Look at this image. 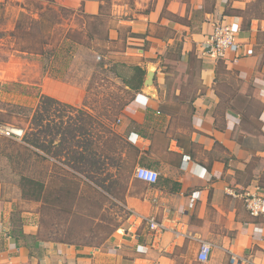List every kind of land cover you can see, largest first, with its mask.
<instances>
[{
    "label": "crops",
    "instance_id": "obj_1",
    "mask_svg": "<svg viewBox=\"0 0 264 264\" xmlns=\"http://www.w3.org/2000/svg\"><path fill=\"white\" fill-rule=\"evenodd\" d=\"M100 1L80 3L88 14H98ZM255 1L137 0L145 10L131 9L128 17H122L127 15L125 5L115 3L117 29L110 30V40L117 42L123 27L131 33L125 39L127 50L119 52L116 61L142 66L144 81L148 70L155 71L153 84L143 83L117 128L140 149L130 186L137 180L149 190L142 198H127L140 216L128 231L91 247L43 240L35 213L4 202L0 264H202L197 258L201 241L213 245L205 264H233L232 254L244 264H264V219L250 216L240 196L244 190L264 189V167L255 166L264 162V70L258 68L260 57L254 53L264 17L252 18L250 28H245L241 16L224 14L227 6L243 10ZM218 21L235 22L243 44L223 60V70L202 49ZM176 44L181 51L173 57ZM229 77L237 85L226 89L223 79ZM79 90L81 95L53 90L50 96L85 108L86 85ZM251 97L263 105L260 131L246 127L239 110ZM149 152L155 156L149 167L160 172L159 189V181L148 184L134 176ZM151 217L164 229H150L145 219Z\"/></svg>",
    "mask_w": 264,
    "mask_h": 264
},
{
    "label": "rangeland",
    "instance_id": "obj_2",
    "mask_svg": "<svg viewBox=\"0 0 264 264\" xmlns=\"http://www.w3.org/2000/svg\"><path fill=\"white\" fill-rule=\"evenodd\" d=\"M136 1L102 0L100 1L102 19L96 21L85 15L81 0H0V123L4 126L12 125L23 130V133L30 132L32 116L40 93L52 95L51 91L58 90L81 95L79 89L86 85L84 102L88 105L85 108L74 106L71 109L60 106L57 111L71 114L78 125H80L79 118L85 119L86 122L90 120L88 127L92 124L96 135L104 136L103 128L99 125L104 121L112 124L118 131L120 124L118 119L122 117L124 110L136 95L134 96V92H126L106 67L110 64V60L121 57L119 52L127 50L125 39L131 33L126 27L121 28L117 42L105 40L104 35L108 30L109 33L110 30L117 29L118 14H115V10L117 11L115 3L122 2L125 5L127 15L124 13L122 17H128L132 13L131 9L134 13L137 9L145 10L139 8ZM40 14L43 15L46 24L49 22L47 17L56 18V24L51 30L55 43L68 36V40L63 45L66 47L69 43L73 46V58L67 63L69 66L64 63L63 49L58 50L60 57L49 63L52 72L47 69L49 66L44 69L48 62L42 55L19 49L24 37L22 35V38H19L14 35L19 31H16V26L23 23L25 27H29L26 30H33L29 24L37 21ZM238 15L242 17L244 26L253 15L264 17V0H256ZM191 30L197 28L192 27ZM33 34L42 36L36 32ZM31 38L35 39L34 35ZM133 46L137 47V45ZM180 51L181 48L176 44L171 56L176 57ZM191 53L195 54L196 51L193 50ZM254 53L260 57L258 68L264 70V32L262 31L258 33ZM101 62L106 66L100 65ZM60 65H62L61 69L58 68ZM194 67L198 66L194 63ZM219 68L223 70L222 67ZM223 80L226 89L237 85L234 77ZM250 94L252 95V91L249 92ZM108 101L112 103L115 101L116 105L122 101L129 102L120 113L111 116L113 123L99 113L105 112L100 104ZM242 105L239 110L248 122L246 127L252 131L253 127L260 131L259 115L263 108L261 102L251 97L250 101H244ZM81 109L92 114V118L85 116ZM38 129L37 126L36 138L41 144L46 145L45 135L40 134ZM159 138L162 139L161 136ZM26 145L22 140L0 133V198L3 201L0 207L3 208L4 202H11L14 208L31 210L35 213L39 236L43 240L101 247L115 233L128 231L136 223L137 216L140 215L129 207L127 198L129 195L142 198V194L148 192V186L137 180L132 186L129 183L123 200L118 195L120 190L118 183L111 193L100 183L89 181L83 174L85 162L72 160L70 152L68 157V149L59 145L58 141L51 146V156L47 155L43 148H36L34 149L36 154L30 159L24 158L30 155V152L24 148ZM153 158L155 156L150 152L143 154L139 164L149 166ZM96 161L98 165L95 171H98L102 156L96 155ZM259 164L264 167V162L260 163V161L255 166ZM19 173L33 175L44 183L39 199H29L23 194ZM132 178L133 171L130 181ZM160 182L156 185L158 189L161 187ZM105 183L111 184L109 181ZM261 184L264 187V174Z\"/></svg>",
    "mask_w": 264,
    "mask_h": 264
},
{
    "label": "trees",
    "instance_id": "obj_3",
    "mask_svg": "<svg viewBox=\"0 0 264 264\" xmlns=\"http://www.w3.org/2000/svg\"><path fill=\"white\" fill-rule=\"evenodd\" d=\"M101 9L102 4L100 5V11L98 14H88L85 12L84 8L83 11L87 17L94 18L96 21H99L102 19ZM245 10L246 9H235L227 6L224 14L227 16L238 17V14ZM202 13L203 11H195L196 15H200ZM252 18L262 17L258 15L251 16L247 21L245 28H250ZM55 19L56 18L47 17V20L49 21L47 25L44 21L43 15L40 14L39 19H36L37 21H32L29 24L30 28H33V30H26L29 27H25L24 24L20 22L23 25L18 24L16 26V31H19L18 33H14V35L19 38H22V35L24 37V41L19 48L20 50L28 53L40 54L43 56V59H46L48 63L44 66L45 70L51 61L60 57V51L58 52L60 49L65 50V55H63L65 65L73 58V46L69 43L66 47L63 45V43L68 40V36L62 38V41L58 40L56 43L54 39H52L51 30L56 24ZM108 31L104 36L105 40L110 41ZM33 32L42 36L40 37L37 34H33ZM32 35H34L35 39L31 38ZM91 38H93V36H91ZM223 60L224 59H218V67H224ZM100 65L106 66L103 62H101ZM109 65H107L106 69L113 74V78L120 79L121 85L126 92L136 93L143 87L146 70H144L142 66L116 60H110ZM49 67L47 69H49V72H52L53 70L51 66ZM61 67L62 65L58 68L61 69ZM55 78L59 77L55 76ZM86 103L87 102H85V106L88 105ZM128 103V101L118 102L117 105L115 101H113V103L112 101L101 103L100 106H102L105 112L99 113L103 115L106 120L112 122L111 116H116L120 113L128 105ZM60 106H65L71 109L74 108L73 106L63 103L48 94H39V101L32 116L30 126L31 131L25 133L22 139V141L27 144L24 148L30 152V155L24 158H32L36 154V151L34 150L36 148H43L42 150L45 151L47 155L51 156V146L58 141L59 145L61 144L62 147L68 149V157L70 152L72 154V160H76L78 162L81 160L82 162H85L86 165H84L85 169H83V174L89 179V181L100 183L103 185L105 190L111 193L112 190H114L116 183H118L120 187L118 195L125 200L126 192L130 183V176L132 175L133 168L135 167L140 155L139 146L132 144L126 136L116 131L113 125L107 123L106 121L99 123V125L103 128L104 136L96 135L93 131L92 124L88 127L90 120L86 122L85 119L79 118L78 122L80 125H78L74 121L71 114H62L57 111V108ZM81 112H83L85 116L87 115L90 119L92 118V114L87 111L81 109ZM37 126L39 127V133L45 135L44 142L46 145L41 144L36 138ZM96 155L102 156V162L98 167V171H95L96 166L98 165ZM72 160L70 161L73 162ZM95 173H97L99 177ZM19 177L23 194L29 199H39L43 191L44 183L35 176L25 173H19ZM107 181L111 182V184H106L105 182ZM101 182H103V184Z\"/></svg>",
    "mask_w": 264,
    "mask_h": 264
},
{
    "label": "built area",
    "instance_id": "obj_4",
    "mask_svg": "<svg viewBox=\"0 0 264 264\" xmlns=\"http://www.w3.org/2000/svg\"><path fill=\"white\" fill-rule=\"evenodd\" d=\"M239 32L240 28L235 22H216L212 33L204 42L203 53L216 60L226 59L230 53H238L243 47L242 42L239 40ZM0 133L20 141L25 134L21 129L9 124L4 126L2 123H0ZM134 176L148 184H156L160 179V172L152 167L139 165L135 169ZM240 196L244 200L250 216L264 219V189L257 187L255 190H244L240 193ZM145 220L149 224V228L155 232H160L165 227L162 222L153 217ZM212 249L213 245L211 242L201 241L197 256L198 261L202 264L207 263ZM231 262L233 264H244V261L235 254H232Z\"/></svg>",
    "mask_w": 264,
    "mask_h": 264
},
{
    "label": "water",
    "instance_id": "obj_5",
    "mask_svg": "<svg viewBox=\"0 0 264 264\" xmlns=\"http://www.w3.org/2000/svg\"><path fill=\"white\" fill-rule=\"evenodd\" d=\"M154 76H155V71L154 70L150 69V70L147 71V77H146V79L144 81V85L146 87H149V86H151L153 84Z\"/></svg>",
    "mask_w": 264,
    "mask_h": 264
}]
</instances>
